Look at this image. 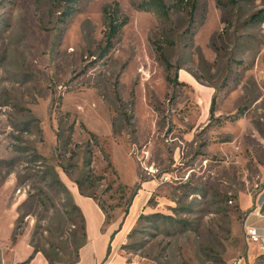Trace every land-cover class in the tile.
I'll use <instances>...</instances> for the list:
<instances>
[{"label": "rangeland", "instance_id": "1", "mask_svg": "<svg viewBox=\"0 0 264 264\" xmlns=\"http://www.w3.org/2000/svg\"><path fill=\"white\" fill-rule=\"evenodd\" d=\"M140 1L0 0V264H72L76 182L111 223L138 210L126 263L264 264V0Z\"/></svg>", "mask_w": 264, "mask_h": 264}, {"label": "crops", "instance_id": "2", "mask_svg": "<svg viewBox=\"0 0 264 264\" xmlns=\"http://www.w3.org/2000/svg\"><path fill=\"white\" fill-rule=\"evenodd\" d=\"M74 200L81 209L86 223V243L79 251V260L76 264H141L126 263L119 252V247L129 234L138 210L134 216L131 214L126 222H121L120 226L115 222L106 225L105 215L96 203L87 201L81 195L74 197ZM110 246L111 253L108 254ZM30 255L27 254L26 261L20 263L16 261L13 264H48L42 254H35L29 259Z\"/></svg>", "mask_w": 264, "mask_h": 264}, {"label": "trees", "instance_id": "3", "mask_svg": "<svg viewBox=\"0 0 264 264\" xmlns=\"http://www.w3.org/2000/svg\"><path fill=\"white\" fill-rule=\"evenodd\" d=\"M73 1L74 3L79 2V0H73ZM171 1H172V4L168 5L166 0H141L140 3L137 4L136 8L139 11L153 13L159 18L166 19V20L171 18L172 10H176V11L184 10V11H187V13L190 15L191 20L193 21L194 15L198 9L199 0H171ZM103 12H104V24L106 27V33H105L106 51L107 50L109 51L110 49L113 48L115 39L118 37L123 27H125L128 24L129 19L128 17L122 14L118 3H114L113 5H107L104 8ZM251 21L254 23H264V11H260L259 13L254 14L251 18ZM213 110H214V101L212 102V107H211L212 113H213ZM76 184L78 185L80 193L83 196L84 194L81 191V185L78 182H76ZM64 190L69 193L67 188H65ZM90 198L93 199V197H90ZM98 206L105 215V218H106L105 224L110 225L111 220L109 219L104 207L99 204ZM75 208L79 212L81 222H82L80 226V230L82 231L84 243L79 248L81 249L86 243V223H85V217L81 209L77 205L75 206ZM128 213L129 211L127 210L125 212V216H127ZM113 238H114V235L112 236V240ZM110 253H111V246L108 249V254ZM43 254L47 262L51 264L52 260H50V258L45 253ZM78 260H79V252L77 253L76 259L72 262V264H76Z\"/></svg>", "mask_w": 264, "mask_h": 264}, {"label": "built area", "instance_id": "4", "mask_svg": "<svg viewBox=\"0 0 264 264\" xmlns=\"http://www.w3.org/2000/svg\"><path fill=\"white\" fill-rule=\"evenodd\" d=\"M248 236L252 243L259 244L260 249H264V238L259 234L258 230L249 229Z\"/></svg>", "mask_w": 264, "mask_h": 264}, {"label": "bare ground", "instance_id": "5", "mask_svg": "<svg viewBox=\"0 0 264 264\" xmlns=\"http://www.w3.org/2000/svg\"><path fill=\"white\" fill-rule=\"evenodd\" d=\"M144 198V197H143ZM145 200V199H144ZM142 203V202H141Z\"/></svg>", "mask_w": 264, "mask_h": 264}]
</instances>
